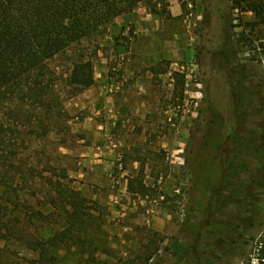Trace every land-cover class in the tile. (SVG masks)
<instances>
[{"label":"rangeland","instance_id":"374dc122","mask_svg":"<svg viewBox=\"0 0 264 264\" xmlns=\"http://www.w3.org/2000/svg\"><path fill=\"white\" fill-rule=\"evenodd\" d=\"M178 1L182 16L160 19L159 31L138 37L133 26L123 36L125 29L114 26L91 44L86 53L95 65V85L78 95L71 96L67 84L75 56L48 62L57 73L64 117L60 126L51 121L23 128L21 152L46 176L66 168L87 213V222L74 228L76 241L57 249L58 264H192L189 246L204 243L207 215L230 223L238 215L243 222L224 252L201 264H264V25L247 28L253 14L233 10L231 0ZM214 121L223 125L220 149ZM253 143L254 155L247 149ZM236 145L247 161L233 171ZM205 151L212 156L214 196L222 192L221 202L244 210L232 205L220 215L217 205L210 212L205 202L204 211H194L198 187L192 178L200 183ZM97 154L102 172L91 164ZM35 189L37 199L49 190L44 181ZM121 189L120 205L113 204L111 196ZM67 219L60 216L55 228L60 231ZM1 247L22 264L37 257L19 244Z\"/></svg>","mask_w":264,"mask_h":264},{"label":"trees","instance_id":"16d2710c","mask_svg":"<svg viewBox=\"0 0 264 264\" xmlns=\"http://www.w3.org/2000/svg\"><path fill=\"white\" fill-rule=\"evenodd\" d=\"M231 3L233 10L253 14L254 21L247 24L251 31L264 25V0H231ZM140 7L158 19L173 18L167 0H0V264H22L17 255L1 247L4 242L19 244L36 254L30 264H58L59 246L76 241L74 228L87 222L86 201L69 186L66 168L62 167L60 175H56L50 173L47 165L45 171L51 175L46 176L30 164L29 158L24 160L22 129L45 128L51 121L60 126L58 121L63 120L64 99L57 93V73L48 69V62L61 55L75 56L67 78L73 89L71 96L93 87L95 65L87 50L110 33L117 17L132 15ZM260 40L264 47V35ZM215 117L219 118L218 113ZM214 122L218 124L212 133L214 146L220 149V143H216L225 138L220 130L223 125ZM225 135L226 140L232 138L229 132ZM212 140L207 143L208 149H212ZM256 145L247 148L249 154H255ZM203 159L206 164L203 162L196 178L200 183L195 176L192 178L198 187L193 191L197 192L192 201L194 211H204L205 202L211 206L210 212L217 205L220 215H226L233 206L244 210L233 202H221L222 192L214 196L208 182L211 153L205 151ZM232 161L233 171L247 161L238 145ZM42 181L49 190L43 199H37L35 187ZM227 181L235 186L230 179ZM55 212L58 218L68 217L67 225L60 231L55 228L58 218L55 223L51 219ZM208 217L201 222L204 243L192 240L189 246V255H195L192 264H201L202 260L224 252L243 222L238 215L233 217L235 223L224 219L210 221ZM42 223L50 225L48 231Z\"/></svg>","mask_w":264,"mask_h":264},{"label":"crops","instance_id":"0c3cea01","mask_svg":"<svg viewBox=\"0 0 264 264\" xmlns=\"http://www.w3.org/2000/svg\"><path fill=\"white\" fill-rule=\"evenodd\" d=\"M168 1L170 3L169 10L171 12L172 17L173 18L181 17L182 16V8L179 4V1L178 0H168ZM114 23H115V26L121 28L120 30L125 29V31L123 32V36L128 35L129 30H130L131 26L133 25L135 28V34L138 35V37H146L148 35V33H150V32L159 31L164 24L160 19L153 16L144 7L138 8L132 15L117 17L115 19ZM160 38L161 37L159 36V39ZM92 154H93V152H92ZM98 156L99 155L97 154L93 157L94 161H92L91 164H93V165L95 164V166H94L95 170L101 171L102 168L104 167V165L102 166V165H96V164H101L102 162H104V160L98 159L97 158ZM104 157L111 159L112 156H110L106 152ZM89 161H91V160H89ZM106 163L110 164L109 162H105V164ZM123 178L124 177H121L120 182H123ZM124 190L121 189L120 193L115 192L111 196V200H112L113 204L120 205V200H121L120 197H121V194L124 192Z\"/></svg>","mask_w":264,"mask_h":264}]
</instances>
